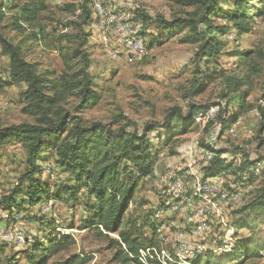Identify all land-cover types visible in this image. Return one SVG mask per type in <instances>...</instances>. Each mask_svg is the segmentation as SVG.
I'll list each match as a JSON object with an SVG mask.
<instances>
[{"label":"rangeland","instance_id":"374dc122","mask_svg":"<svg viewBox=\"0 0 264 264\" xmlns=\"http://www.w3.org/2000/svg\"><path fill=\"white\" fill-rule=\"evenodd\" d=\"M83 1L47 0V8L39 11L35 19L19 23L21 7L26 0H0V33L13 44H18L25 59L36 62L38 70H52L56 78L63 67L58 48H69L68 42L74 41V24L80 20L78 15ZM95 1L103 8L104 14L102 17L92 15L84 27L89 37L81 48L89 53V70L94 76L98 98L81 112L85 122H111L124 115L141 128L147 122H162L174 106L181 107L185 114L191 99L183 98V94L196 75V68L199 66L208 74L222 69L241 74L243 66L237 67V57L230 55L236 50H250L264 68V2L260 0L250 2L249 33L236 35L235 30L227 32L221 37L225 43L222 52L208 62L200 60L198 66L195 57L197 43L180 41L186 31L169 32L167 37L160 39L155 22L158 16L170 19L176 13L182 15V12L191 11L192 7H181L172 0ZM87 2L89 4L91 0ZM65 4H72L76 10L73 12ZM139 14L146 15V21L141 22ZM213 20L215 24L229 23L219 15ZM118 22L130 26V37L138 36L146 43H143L147 46L145 54L128 60L124 35L117 30ZM230 32L237 37L236 42L227 38ZM62 34H71L72 38L66 39ZM154 36L160 41L153 39ZM82 38L84 36L80 33L73 46ZM150 41L153 43L149 47ZM248 60L249 57L245 62ZM7 68L8 56L0 47V77L6 78ZM218 82L219 77L213 75L203 92L193 98L194 103L208 104L210 109L196 114L187 128L176 130L168 139L159 127L149 133L151 146L154 152L158 151L154 171L138 183L129 209L140 218L136 232L142 238L152 240L151 244L140 248L154 247L160 256L162 253L165 257V264H193L196 260L202 264L208 255H234L237 239L241 235L249 236L252 231L257 233L259 240H264V219L258 209L243 215L241 220L246 223L243 228L234 222L241 215L233 214L264 189V141L258 143L264 132L261 135L255 132V118L259 115L256 106L260 105L264 110V71L252 76L244 87L249 92L246 100L255 107L241 114L230 127L236 130L237 124L241 123L242 130L234 136L229 129L220 139H217L215 130L206 127L208 120L216 118L219 111L214 105L220 101ZM24 88V83L0 87V126L33 122L30 115L21 111L20 93ZM173 138L175 142H172ZM235 146L242 151L238 155L222 154L225 162L235 164L248 156L250 160H257L252 167H258V172L254 169L250 176L249 173L223 171L202 177L201 167L210 159V150H233ZM43 153L49 154L47 151ZM52 154L37 161L39 165L48 163L50 166L46 172L40 167L41 178L49 185L48 196L27 205L19 195L10 209L0 205V264H5L11 257L19 264L37 263L41 259L44 260L42 264H61L70 259L74 260L73 264H121L120 258H116L117 247L109 240V237L116 238V234L110 233L106 237L97 228L84 227L83 224L90 220L88 204L92 199L83 188L77 192L75 201L68 195L61 200L52 197L59 187L68 184L66 174L55 165ZM25 168L24 149L19 142L7 143L0 149V195L8 194L17 186L18 190H24L26 182L20 181V177ZM218 182H222V189L215 192L212 186ZM234 196L240 200L236 206ZM157 214L159 220L156 222L154 217L157 218ZM230 240L235 248L230 252L220 251L223 243ZM36 244L42 248L33 249ZM241 255L228 263L240 262ZM263 262L264 258H249L241 264ZM148 264L164 263L151 260Z\"/></svg>","mask_w":264,"mask_h":264},{"label":"trees","instance_id":"16d2710c","mask_svg":"<svg viewBox=\"0 0 264 264\" xmlns=\"http://www.w3.org/2000/svg\"><path fill=\"white\" fill-rule=\"evenodd\" d=\"M46 1L26 0L21 7L18 22H31L39 11L47 8ZM87 1L89 0H84L80 5L81 12L78 15L80 20L74 24L76 29L73 34L74 41L68 42L69 48H58L63 67L56 78L52 70H38L36 62L25 59L18 44H13L0 33L1 52L8 56L7 76L0 77V87L24 83L25 88L20 93V101L23 103L21 111L33 118V122L24 121L0 126V149L7 143L19 142L24 149L26 163L20 177V181L26 182V187L20 191L17 186L8 194L0 195V205L10 209L15 205L19 195L27 205H33L42 197L48 196L49 185L42 180L41 166L37 161L39 158L47 159L48 155L53 153V161L58 169L66 174L68 184L59 187L52 197L61 200L64 195H68L75 201L77 192L83 188L85 194L92 199L88 204L91 210L90 220L83 224L84 227L97 228L99 233L106 237H109L110 233H115L116 238L109 237V240L117 247L116 258H120L121 264H133L128 253L135 254L140 247L152 243L150 238H142L136 232L138 229L136 223L140 218L135 217L129 209L138 183L150 177L154 171V160L158 151L154 152L149 133L159 127L164 130L166 139L171 138L176 130L187 128L196 114L210 109L208 104H196L192 100L203 92L206 83L216 75L219 77L217 96L220 101L214 105L219 111L216 118L208 120L206 127L215 130L217 139H220L241 114L255 107L246 100L249 92L244 87L249 84L252 76L260 74L264 68L263 63L257 62L250 50H236L230 54L237 57V67L243 66L241 74H236L235 70L224 69L208 74L198 66L200 60L208 62L222 52L225 43L221 37L226 36L227 32L235 30L236 35L249 33L251 17L248 16V11L252 0H172L181 7H192V10L182 12V15L176 13L170 19L158 16L155 22L160 30V39L167 37L169 32L185 30L180 41L197 43L195 57L199 62L196 64L198 66L196 75L189 81V88L183 94V98L191 99L187 104V112L184 114L181 107L174 106L162 122H147L141 128H138L134 121L127 120L124 115L111 122L104 123L100 120L85 122L81 112L98 98L94 76L89 70V53L81 48L86 45L89 35L84 32V27L92 19L90 3ZM65 7L72 9L73 12L76 10L72 4H65ZM1 8L0 5V19ZM218 15L229 23L215 24L213 19ZM146 17L139 14L141 22L146 21ZM80 33L84 38L73 46ZM62 36L66 39L72 38L71 34ZM153 39L157 38L154 36ZM153 41H150L149 47ZM248 57L249 60L245 62ZM256 108L260 118H255L257 122L255 132L261 135L264 132V110L260 105ZM240 124L236 126L235 135L242 130ZM175 141L173 138L172 142ZM263 141L264 137L258 142L259 145ZM44 151L49 154H44ZM241 151L239 146H235L233 150L228 148L210 150V159L201 167L202 177L214 176L223 171H229L231 174L249 173L251 176L250 168H253L257 160H250L245 156L242 162L234 164L232 161L225 162V158L222 157L224 153L238 155ZM254 209H258L264 219V189L251 202L233 212L241 215L234 221L235 224L241 228L245 227L246 223L242 222L241 218ZM62 237L66 238L65 235ZM259 238L253 231L249 236L241 235L237 239L236 250L232 252L234 255L231 253L208 255L202 264H241L243 260L249 258H264V240ZM38 248H42L41 245L33 246V249ZM241 254L243 257L240 262L228 263ZM43 261L41 259L37 263L29 264H42ZM73 262L74 260L70 259L61 264ZM5 264L19 263L11 257L6 259ZM193 264L201 262L196 260Z\"/></svg>","mask_w":264,"mask_h":264},{"label":"built area","instance_id":"2783aa9c","mask_svg":"<svg viewBox=\"0 0 264 264\" xmlns=\"http://www.w3.org/2000/svg\"><path fill=\"white\" fill-rule=\"evenodd\" d=\"M90 7H92L91 8L92 15H97L99 17L103 16V14H104L103 8L100 6V4L97 1L91 0ZM110 16H111V18L114 17L113 15H110ZM129 29H130L129 25L121 24L118 22L117 30L119 31L120 34L124 35V42L126 45L127 58H128V60H131V58H133L134 56H137V55L139 56V55L145 54L147 52V46L146 45L144 46L143 43H145V42H143V40L140 37H138V36H131L130 37ZM227 38L233 39L236 42L237 37L232 32H230V33H228ZM200 116L203 117L204 114H201ZM206 117L208 118V116H206ZM258 118H260L259 115H258ZM233 129L235 130V127L230 129L232 131V134L234 132ZM235 164H239V162H236ZM40 165H41V168L45 172L47 171V169L49 170V168H50L48 163H43ZM250 169H251V171H253L255 169V171H257V172L259 170L258 167L250 168ZM209 181H211V179ZM212 187H213V191L217 192L220 189H222V182H218L215 185H213ZM239 202H240L239 198L234 196V203H235L234 205L236 206ZM165 209L167 210L168 208H165ZM158 217H159V214H157V218L154 217L156 219V222L159 220ZM234 248H235V246L233 244V241L230 240V241L224 242L222 245V248H219V250L222 252H230ZM198 249L201 250V248H198ZM128 254L132 258L133 264H148L151 260H156V263L161 262V263L165 264V262H166V259H165V257H163V254L161 253L162 256H160V254L152 246L145 247V248H139L137 253H135V254L128 253Z\"/></svg>","mask_w":264,"mask_h":264},{"label":"crops","instance_id":"0c3cea01","mask_svg":"<svg viewBox=\"0 0 264 264\" xmlns=\"http://www.w3.org/2000/svg\"><path fill=\"white\" fill-rule=\"evenodd\" d=\"M90 31L93 32L95 35L97 34L96 31H95L94 29H91ZM96 36H97L98 38H101V37H102L101 35L98 36V34H97ZM88 37H89V36H88ZM101 39H102V38H101ZM96 42H97V41H96ZM96 42H93V43H96ZM115 51H116V50H115ZM237 127H238V126H237ZM237 127H236V128H237ZM235 134H236V130H234V132H233V135H235Z\"/></svg>","mask_w":264,"mask_h":264}]
</instances>
